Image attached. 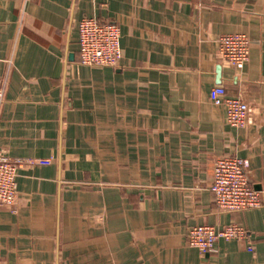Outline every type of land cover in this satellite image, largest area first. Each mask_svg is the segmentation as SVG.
Segmentation results:
<instances>
[{"label": "crops", "instance_id": "obj_1", "mask_svg": "<svg viewBox=\"0 0 264 264\" xmlns=\"http://www.w3.org/2000/svg\"><path fill=\"white\" fill-rule=\"evenodd\" d=\"M84 18L119 25L116 67L79 64ZM228 34L249 41L239 72L217 55ZM214 86L250 125L226 124ZM0 91V154L17 165L0 264H264V0H0ZM223 156L248 161L258 208H216ZM231 224L250 242L187 244Z\"/></svg>", "mask_w": 264, "mask_h": 264}, {"label": "built area", "instance_id": "obj_2", "mask_svg": "<svg viewBox=\"0 0 264 264\" xmlns=\"http://www.w3.org/2000/svg\"><path fill=\"white\" fill-rule=\"evenodd\" d=\"M119 25L95 18H84L78 23V58L83 66L116 67L121 59ZM217 55L221 62L239 72L248 61L249 41L244 34L220 36L216 41ZM209 99L225 112L229 127L242 129L251 124L250 109L241 97H227L222 86H214ZM3 93L0 91V104ZM50 159L38 161L47 165ZM16 164L0 154V206L14 207L17 202ZM246 159L237 156H223L213 164L212 182L209 191L214 204L222 212H239L260 206V193L249 184ZM224 241L250 242L248 233L238 225L225 227L195 226L187 233V244L202 255L210 252L215 243ZM247 250L253 251L248 245Z\"/></svg>", "mask_w": 264, "mask_h": 264}]
</instances>
